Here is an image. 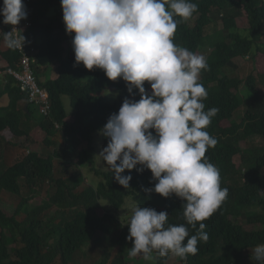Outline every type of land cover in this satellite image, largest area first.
Masks as SVG:
<instances>
[{
    "label": "trees",
    "instance_id": "1",
    "mask_svg": "<svg viewBox=\"0 0 264 264\" xmlns=\"http://www.w3.org/2000/svg\"><path fill=\"white\" fill-rule=\"evenodd\" d=\"M192 2L198 11L188 20L177 18L180 22L173 40L206 58L207 68L199 78L208 93L203 103L205 111L216 107L219 112L206 129L217 144L205 157L219 169L221 187L229 195L204 221L209 238L198 243L195 255L181 260L155 251V258L144 264H170L172 260L178 264H245L244 254L264 243V148L240 146L253 138L264 143V67L259 63L264 57V0ZM22 3L27 9V19L22 20L27 24L22 34L26 51L36 50L33 69L50 96L51 114L37 117L39 106L29 103L28 93L17 81L10 75L0 77V101L6 95L9 100L7 106L0 105V150L6 166L0 171V264H71L85 246L105 237L115 240V248L98 264H127L132 247L127 239L129 220H121L118 214L130 200L140 207L166 211L168 224H185L190 236L196 234L199 225L193 229L183 217L184 201L174 194L164 198L145 191L157 182L150 170H126L122 175L132 179L125 189L110 169L97 167L94 135L102 133L126 98L140 99L138 90L129 94L122 79L110 81L103 70L89 71L75 63L74 33L66 32L61 0ZM244 17L249 23L245 30L238 22ZM2 21L0 15L1 31H12L13 26ZM219 23L222 27L217 28ZM211 26L213 33L208 32ZM21 55L18 49L5 46L0 33V70L5 71L8 64L21 71ZM43 58L58 65L55 79L41 80L37 63ZM239 58L244 69L253 63L250 73L237 74ZM144 86L151 94L150 85L146 82ZM240 110L245 112L238 122L235 115ZM32 124L44 134L45 152L32 135ZM21 150L26 153L17 159ZM237 156L240 161L235 162ZM85 166L101 178L97 185L86 184L82 172L76 175ZM4 195L14 200L13 211L3 203L9 201ZM71 212L74 216L69 217Z\"/></svg>",
    "mask_w": 264,
    "mask_h": 264
},
{
    "label": "clouds",
    "instance_id": "2",
    "mask_svg": "<svg viewBox=\"0 0 264 264\" xmlns=\"http://www.w3.org/2000/svg\"><path fill=\"white\" fill-rule=\"evenodd\" d=\"M61 7L66 32L74 33L75 63L103 70L110 81L122 79L129 94L136 89L140 95L138 101L126 98L109 117L102 131L108 143L99 156L125 189L132 179L122 175L126 170H150L157 182L145 191L164 198L174 194L184 201L186 224L199 225L190 236L185 224H168L166 211L134 204L128 255L149 260L156 251L186 260L208 240L204 221L229 195L219 169L205 157L217 144L206 129L219 112L216 107L205 111L203 103L208 93L199 77L206 58L173 40L180 20L191 18L198 5L192 0H61ZM0 15L3 24L13 26L0 31L5 46L23 48L25 37L15 27L27 19L22 0H3ZM253 252L256 261L264 262V243Z\"/></svg>",
    "mask_w": 264,
    "mask_h": 264
},
{
    "label": "rangeland",
    "instance_id": "3",
    "mask_svg": "<svg viewBox=\"0 0 264 264\" xmlns=\"http://www.w3.org/2000/svg\"><path fill=\"white\" fill-rule=\"evenodd\" d=\"M25 1H28V0H25ZM238 22L240 23V26L244 30L249 27V23H248V20L246 17L241 18L240 20H238ZM216 27L220 28V27H222V24L219 23V24H217ZM1 30H2V28L0 25V31ZM208 32L213 33L214 32V26H211L208 29ZM31 56L33 57L34 53L31 54ZM43 59L44 60H39V63H37L40 68H44V67L47 68L46 71H43V70L41 71V77L46 75V79H47V78H49V76H52V74H53L54 77L56 78L58 76V70H57L58 65L54 62H50L51 59H49V58H43ZM259 60L261 61L259 63L260 64L262 63L261 67L263 68L264 67V62H263L264 57L262 56ZM251 63L252 62L250 61V64L246 66L247 67L246 69H244L245 63H244L243 59L239 58L238 60H236V64L239 65V70L237 71V74L238 75H246L247 73H250L249 68H251V67H252V69L254 68L253 63L252 64ZM8 103H9V100H8V96L6 95L5 98H3L0 101V105L3 106V105L8 104ZM65 103H66L67 110L71 111L70 104H69L70 101L68 98L65 99ZM244 112H245V110H240L236 113L235 118L238 122H240L242 120ZM36 115H37V117L39 116L38 112ZM35 127H36V125H35ZM34 134H35L34 135L35 139L38 141L39 147L43 150V152H45L46 147L44 146V144H42V142L44 140L43 132L38 129ZM94 142H95V146L97 149V153H96L97 167L99 170H103V171L108 170L109 167L105 164L102 157L99 156L102 149L107 146L108 138H106L102 133H99V134L96 133L94 135ZM240 146H241V148L242 147L247 148V147H251V146L264 148V143L259 138H253L249 143H245V144L242 143ZM25 153H26L25 150L24 151L23 150L18 151L17 159H22L24 157ZM1 154H2V150L0 151V171H3L6 168V166L3 163V159L1 157ZM44 156H45V154H44ZM238 161H240V156H237L235 158V162H238ZM56 166L59 167V164H56ZM81 172L84 174V177L86 179V184L97 185L101 181V178L99 176L95 175L94 172H92L90 170V166L82 167L81 171L80 172L78 171L76 173V175L78 176L79 173H81ZM59 175H60L59 172H57L56 176L59 177ZM49 189H50V187H49ZM53 191H55L54 187H53ZM4 197H7V196L4 195ZM7 199H9V201L3 202V203L6 204L7 206H9L11 211H13V208H14L13 204H15V202H14V200L12 201V199L9 197H7ZM36 203L37 202H34L33 205H35ZM134 204L135 203L133 201H131V200L128 201L125 208L119 212L118 215L121 218V220H129L130 221V218L132 215V206ZM105 207H106V209H109V207L107 205ZM28 209L29 208H26V210H28ZM99 212H100V215L103 214L102 211H99ZM72 216H74V214L71 212L69 214V217H72ZM129 221H128V223H129ZM114 248H115V240L113 238H110V237L98 238L97 240L94 241L93 244L85 246V248L75 257V259L73 260V262L71 264H98L99 262L103 261V259L105 258V255L107 253L112 254ZM152 258H155V251L151 254V259ZM244 259L246 260L245 264H253L256 262V259L254 258V252H250V253L247 252L246 254H244ZM145 261L146 260L143 259L142 255L134 257V258L130 257L129 255L126 256L127 264H144ZM170 264H178V263L173 262V260H172V262ZM179 264H181V263H179Z\"/></svg>",
    "mask_w": 264,
    "mask_h": 264
},
{
    "label": "built area",
    "instance_id": "4",
    "mask_svg": "<svg viewBox=\"0 0 264 264\" xmlns=\"http://www.w3.org/2000/svg\"><path fill=\"white\" fill-rule=\"evenodd\" d=\"M26 26V22L21 21L15 27L17 31L23 34L25 33L24 29ZM19 49H26V44L24 43L23 48H18V50ZM33 62V57H24V63L19 66V68H22L21 71L6 64V70H0V77L4 75L12 76L17 81L19 88L23 92L28 93V101L30 104L34 105V100H42V107H36L39 115L49 116L51 114L50 96L48 92L40 86L39 80L33 69Z\"/></svg>",
    "mask_w": 264,
    "mask_h": 264
},
{
    "label": "bare ground",
    "instance_id": "5",
    "mask_svg": "<svg viewBox=\"0 0 264 264\" xmlns=\"http://www.w3.org/2000/svg\"><path fill=\"white\" fill-rule=\"evenodd\" d=\"M54 17V16H53ZM30 39V38H29ZM29 50V49H28ZM26 51V49H19L20 53H22V60L21 63H24V57H32L31 54L36 53L35 49L30 51ZM39 63V62H38ZM34 104L38 105L39 107H42V100H34Z\"/></svg>",
    "mask_w": 264,
    "mask_h": 264
},
{
    "label": "crops",
    "instance_id": "6",
    "mask_svg": "<svg viewBox=\"0 0 264 264\" xmlns=\"http://www.w3.org/2000/svg\"><path fill=\"white\" fill-rule=\"evenodd\" d=\"M43 71L44 70H46V67H44V68H41ZM40 77H41V74H40ZM49 78H51V79H55V77H54V75L52 74V76H49ZM49 78H47V79H49ZM41 80H43V81H45L46 80V75L45 76H43V77H41ZM9 104V103H8ZM8 104H5V105H3V106H7ZM34 127V128H33ZM36 127L32 124V135H34V133L36 132V129H35ZM1 151V150H0Z\"/></svg>",
    "mask_w": 264,
    "mask_h": 264
},
{
    "label": "water",
    "instance_id": "7",
    "mask_svg": "<svg viewBox=\"0 0 264 264\" xmlns=\"http://www.w3.org/2000/svg\"><path fill=\"white\" fill-rule=\"evenodd\" d=\"M28 106H29V105H26V106H25V109H26V110L28 109Z\"/></svg>",
    "mask_w": 264,
    "mask_h": 264
}]
</instances>
